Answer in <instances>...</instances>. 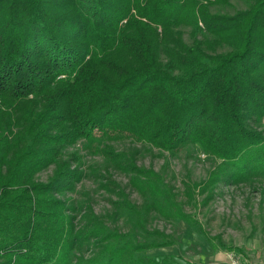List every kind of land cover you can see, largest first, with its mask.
<instances>
[{"label":"trees","instance_id":"trees-1","mask_svg":"<svg viewBox=\"0 0 264 264\" xmlns=\"http://www.w3.org/2000/svg\"><path fill=\"white\" fill-rule=\"evenodd\" d=\"M221 4L230 0H0V264H177L140 257L150 247L91 207L76 225V207L57 197L85 177L75 155L63 159L80 140L136 176V153L110 141L194 146L221 161L225 182L264 175V137L247 124L264 117V0L210 11ZM181 26L210 37L188 45ZM54 164L48 183L35 180ZM149 176L136 183L151 199L139 226L151 212L194 226L173 188Z\"/></svg>","mask_w":264,"mask_h":264},{"label":"rangeland","instance_id":"rangeland-1","mask_svg":"<svg viewBox=\"0 0 264 264\" xmlns=\"http://www.w3.org/2000/svg\"><path fill=\"white\" fill-rule=\"evenodd\" d=\"M253 2L230 0L228 5L211 6L210 11L233 15L237 10H247ZM178 30L188 45L194 39L210 37L191 26H181ZM230 49L223 46L217 53H227ZM163 59L167 63L164 56ZM247 124L250 130L264 137V117L260 121L251 118ZM109 145L116 152H135L136 169L144 174L136 176L108 163L103 155L92 152L84 140L66 147L63 159L75 155L77 159L72 167L79 168L85 177L73 191L56 197L76 207L72 214L76 225L85 223L83 215L91 207L109 230L130 237L136 244L149 246L140 253L142 258L172 257L177 264H232V259L240 264H264V175L225 182L215 175L221 161L194 146L171 154L132 138L110 141ZM55 171L56 165H51L37 174L35 180L48 183ZM149 175H153V181L161 179L173 188L176 202L195 219L194 226L168 221L155 212L147 214L144 228L139 226L142 220L137 211L150 205L151 199L136 183L146 182ZM123 195L127 200L121 199ZM172 239L175 244L167 245ZM90 255L88 252L86 257Z\"/></svg>","mask_w":264,"mask_h":264},{"label":"built area","instance_id":"built-area-1","mask_svg":"<svg viewBox=\"0 0 264 264\" xmlns=\"http://www.w3.org/2000/svg\"><path fill=\"white\" fill-rule=\"evenodd\" d=\"M232 264H240L237 260L232 259Z\"/></svg>","mask_w":264,"mask_h":264}]
</instances>
